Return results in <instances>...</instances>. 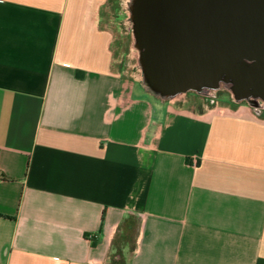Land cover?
Listing matches in <instances>:
<instances>
[{
  "label": "crops",
  "instance_id": "1",
  "mask_svg": "<svg viewBox=\"0 0 264 264\" xmlns=\"http://www.w3.org/2000/svg\"><path fill=\"white\" fill-rule=\"evenodd\" d=\"M121 2L0 0V264H264V117L152 102Z\"/></svg>",
  "mask_w": 264,
  "mask_h": 264
},
{
  "label": "water",
  "instance_id": "2",
  "mask_svg": "<svg viewBox=\"0 0 264 264\" xmlns=\"http://www.w3.org/2000/svg\"><path fill=\"white\" fill-rule=\"evenodd\" d=\"M140 88L160 103L220 93L264 117V0H122Z\"/></svg>",
  "mask_w": 264,
  "mask_h": 264
},
{
  "label": "rangeland",
  "instance_id": "3",
  "mask_svg": "<svg viewBox=\"0 0 264 264\" xmlns=\"http://www.w3.org/2000/svg\"><path fill=\"white\" fill-rule=\"evenodd\" d=\"M121 19L115 21V24L113 25L116 29V36L119 40H121V49H120V54L118 56V59L120 61V65H121V72L124 73L127 76H132L136 79V74L133 70V61L130 58V43H131V38L130 35L122 28L121 26V22L122 20L125 18V12L124 10L120 7V9L118 10ZM191 94V93H189ZM194 95V94H193ZM152 102H154L156 105L158 104V106H162V107H166V104H161L159 101L155 100L153 97H149ZM201 99V106L203 107H208L209 103L204 100L203 98L199 97ZM226 104H230V106H233V104L230 102V99L228 97L227 94L225 93H220L218 95V97L216 98V100L214 102H218L219 104H222L223 101ZM213 105V104H212ZM243 106H246L245 104H242Z\"/></svg>",
  "mask_w": 264,
  "mask_h": 264
},
{
  "label": "built area",
  "instance_id": "4",
  "mask_svg": "<svg viewBox=\"0 0 264 264\" xmlns=\"http://www.w3.org/2000/svg\"><path fill=\"white\" fill-rule=\"evenodd\" d=\"M192 163H193V164L196 163V158H192Z\"/></svg>",
  "mask_w": 264,
  "mask_h": 264
},
{
  "label": "flooded vegetation",
  "instance_id": "5",
  "mask_svg": "<svg viewBox=\"0 0 264 264\" xmlns=\"http://www.w3.org/2000/svg\"><path fill=\"white\" fill-rule=\"evenodd\" d=\"M207 102H208L209 104H211V105L214 104V102H213V103H211L210 101H207Z\"/></svg>",
  "mask_w": 264,
  "mask_h": 264
}]
</instances>
